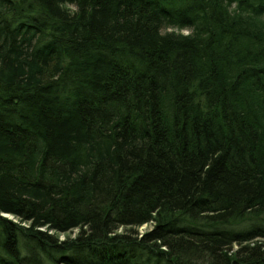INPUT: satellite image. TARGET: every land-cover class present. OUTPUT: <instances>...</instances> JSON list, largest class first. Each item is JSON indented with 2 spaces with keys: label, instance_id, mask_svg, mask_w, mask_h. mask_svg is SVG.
<instances>
[{
  "label": "trees",
  "instance_id": "1",
  "mask_svg": "<svg viewBox=\"0 0 264 264\" xmlns=\"http://www.w3.org/2000/svg\"><path fill=\"white\" fill-rule=\"evenodd\" d=\"M0 264H264V0H0Z\"/></svg>",
  "mask_w": 264,
  "mask_h": 264
},
{
  "label": "rangeland",
  "instance_id": "2",
  "mask_svg": "<svg viewBox=\"0 0 264 264\" xmlns=\"http://www.w3.org/2000/svg\"><path fill=\"white\" fill-rule=\"evenodd\" d=\"M169 29H171V31H169ZM182 30L183 29H180V28H177V27H166L164 30H163V33H174V34H182ZM7 216V215H6ZM6 218H9L10 220L14 221V222H18V220L12 216V215H8ZM151 228V226H148V225H144L142 226L141 228H139V231L140 233H144L146 232V230H149ZM122 231V230H121ZM77 233V230L74 231V233H71L70 235L71 236H74L75 234ZM65 236H61V239H64ZM238 247L235 246V250L237 249Z\"/></svg>",
  "mask_w": 264,
  "mask_h": 264
},
{
  "label": "clouds",
  "instance_id": "3",
  "mask_svg": "<svg viewBox=\"0 0 264 264\" xmlns=\"http://www.w3.org/2000/svg\"><path fill=\"white\" fill-rule=\"evenodd\" d=\"M169 31H171V29H169ZM182 34L184 36H190L192 34V30L188 29V28H185V29L182 30Z\"/></svg>",
  "mask_w": 264,
  "mask_h": 264
},
{
  "label": "water",
  "instance_id": "4",
  "mask_svg": "<svg viewBox=\"0 0 264 264\" xmlns=\"http://www.w3.org/2000/svg\"><path fill=\"white\" fill-rule=\"evenodd\" d=\"M4 216H6V215H4ZM7 216H8V215H7ZM7 216H6V217H7Z\"/></svg>",
  "mask_w": 264,
  "mask_h": 264
}]
</instances>
